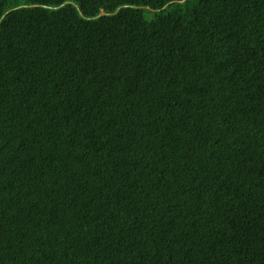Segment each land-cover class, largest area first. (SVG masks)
I'll return each instance as SVG.
<instances>
[{"label": "trees", "instance_id": "16d2710c", "mask_svg": "<svg viewBox=\"0 0 264 264\" xmlns=\"http://www.w3.org/2000/svg\"><path fill=\"white\" fill-rule=\"evenodd\" d=\"M0 264H264V0H0Z\"/></svg>", "mask_w": 264, "mask_h": 264}]
</instances>
